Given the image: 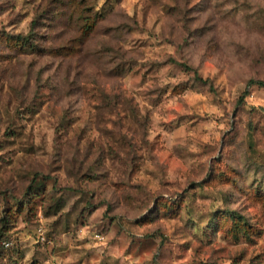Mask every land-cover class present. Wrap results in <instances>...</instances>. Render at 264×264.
Returning <instances> with one entry per match:
<instances>
[{
  "label": "rangeland",
  "instance_id": "rangeland-1",
  "mask_svg": "<svg viewBox=\"0 0 264 264\" xmlns=\"http://www.w3.org/2000/svg\"><path fill=\"white\" fill-rule=\"evenodd\" d=\"M250 79L264 0H0V264H264Z\"/></svg>",
  "mask_w": 264,
  "mask_h": 264
},
{
  "label": "trees",
  "instance_id": "trees-1",
  "mask_svg": "<svg viewBox=\"0 0 264 264\" xmlns=\"http://www.w3.org/2000/svg\"><path fill=\"white\" fill-rule=\"evenodd\" d=\"M183 64L184 66H188L184 63H181ZM196 78L198 80H200L201 82H203L204 84H208L209 83V80L208 79H205L204 77H202L201 75H199L198 72H196ZM254 84H257L258 86H261V87H264V80H255V79H250L249 82H248V85H254ZM213 85H211V88L213 90ZM247 93V91H245V93L240 97V100H244L245 98V94Z\"/></svg>",
  "mask_w": 264,
  "mask_h": 264
}]
</instances>
